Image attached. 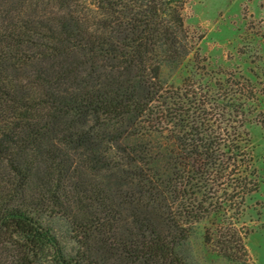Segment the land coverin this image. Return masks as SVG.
Wrapping results in <instances>:
<instances>
[{
	"label": "trees",
	"instance_id": "obj_1",
	"mask_svg": "<svg viewBox=\"0 0 264 264\" xmlns=\"http://www.w3.org/2000/svg\"><path fill=\"white\" fill-rule=\"evenodd\" d=\"M189 2L0 0V264H190L200 225L247 261L253 100L234 74L162 77L196 49Z\"/></svg>",
	"mask_w": 264,
	"mask_h": 264
},
{
	"label": "rangeland",
	"instance_id": "obj_2",
	"mask_svg": "<svg viewBox=\"0 0 264 264\" xmlns=\"http://www.w3.org/2000/svg\"><path fill=\"white\" fill-rule=\"evenodd\" d=\"M184 18L196 49L182 66L165 67L162 77L167 84L175 85L192 71L242 78L253 100L248 103L254 112L246 131L262 183L248 200L240 221L249 232L245 263L230 262L208 247L203 238L204 225L197 227L180 252L190 264H264V0H190ZM44 223L67 249L74 246L66 218L46 217Z\"/></svg>",
	"mask_w": 264,
	"mask_h": 264
}]
</instances>
